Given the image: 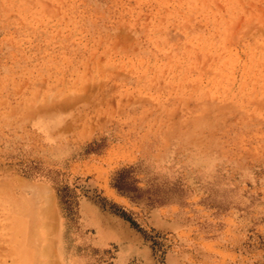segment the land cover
<instances>
[{"label": "rangeland", "instance_id": "obj_1", "mask_svg": "<svg viewBox=\"0 0 264 264\" xmlns=\"http://www.w3.org/2000/svg\"><path fill=\"white\" fill-rule=\"evenodd\" d=\"M0 264H264V0H0Z\"/></svg>", "mask_w": 264, "mask_h": 264}]
</instances>
